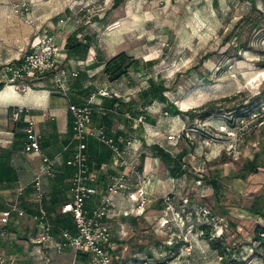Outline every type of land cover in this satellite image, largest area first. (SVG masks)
Segmentation results:
<instances>
[{
  "label": "crops",
  "instance_id": "obj_1",
  "mask_svg": "<svg viewBox=\"0 0 264 264\" xmlns=\"http://www.w3.org/2000/svg\"><path fill=\"white\" fill-rule=\"evenodd\" d=\"M32 1L34 25L27 24L22 17L15 14L18 0H0V68L20 63L25 54L32 50L31 46L37 36L50 35L55 36L62 47L63 51L58 56L60 64L70 72H78L79 76L72 81L67 96L55 89L50 78L34 83L24 92L6 86L0 91V167L5 173V176L0 177V244L10 248L7 251L11 254L10 258L4 255L7 264H85L88 261L86 254L75 255L71 248L65 247L64 253L60 254L55 245L62 241L63 232L76 233L72 215L62 212L63 205L72 199L70 187L74 170L66 162L73 157L76 146L72 129L73 116L70 115L69 107L70 104L80 106L90 101L94 113L89 131L97 134L96 129L102 126L107 134L121 145L133 140L128 158L139 166L146 196L152 200L144 212L138 214L136 200L125 195L114 197L115 206L104 220L105 226L112 232L109 254L113 264L126 256L130 250L129 246L137 244V252H140L147 245L150 232H161V223L165 218L164 199L169 196L171 203L184 214L186 225L182 227L172 224V230L167 233V242L182 245L184 242L180 238L186 235L188 229H197L196 214L202 204L198 203L195 207L196 200L190 198L188 193L192 187L189 177L192 169L188 167L192 163L187 162L191 152L189 153L186 146L178 148L180 142H168L165 132L175 133L181 130L185 123L177 122L180 120L179 116H175L174 121H166L163 115L167 111H164L159 103L161 101L153 99L151 94V103L148 104L140 90H135L138 84L131 80L129 73L117 81L109 79L107 65L116 56L107 54H111L110 49L114 51V48L109 49L105 45L103 51L97 52L93 47L98 38L95 32L90 30L83 33L80 27H77L76 19L70 20L67 16L61 17L66 19H60L64 13H69L66 0ZM61 20L64 22L61 23ZM72 36H76L80 45L73 51L67 48L68 40ZM80 37L85 39H79ZM135 72L140 75L138 71ZM104 89L111 94L110 97L97 95ZM110 105H113L115 110L122 109L125 115L108 110ZM18 108H24L26 112L18 122H14L12 113ZM139 114L146 115L145 125H138L136 121L128 119V116L134 118ZM28 120L34 121L35 129L41 136L40 153H28L25 150ZM87 152L90 168L98 178L99 190L97 195L87 201L86 208L91 214L106 194L108 186L115 181L118 169L113 166L111 150L101 145L95 137L89 138ZM185 152L187 154L183 156L180 168L175 158ZM165 154L172 157L165 160ZM43 156L56 162L54 176L43 177L46 197L44 206L49 213L54 236L51 245L39 242L42 229L32 219L37 211L33 181L36 174L44 168ZM172 170H175L177 175L180 170L185 173L179 177L173 176ZM203 181L206 188L213 191L209 183ZM203 181L199 180L198 183ZM129 183V191L136 192L139 188L138 180H130ZM213 195L214 191L211 196ZM11 205L18 206L25 212V216L20 217L18 213H13L9 223L4 226L1 224L2 214ZM221 212L220 218L226 220L229 210L224 209ZM247 213L263 221L249 209ZM192 235L188 236L191 241ZM251 261L253 264H263L264 257L253 258Z\"/></svg>",
  "mask_w": 264,
  "mask_h": 264
},
{
  "label": "rangeland",
  "instance_id": "obj_2",
  "mask_svg": "<svg viewBox=\"0 0 264 264\" xmlns=\"http://www.w3.org/2000/svg\"><path fill=\"white\" fill-rule=\"evenodd\" d=\"M66 1L69 13L59 18L76 19L83 33L95 32L98 38L93 47L97 52L107 46L114 48L107 56L124 54V67L138 84L135 90H140L148 104L152 84L164 89L166 100L159 103L169 114L163 115L166 121H174L178 109L177 122L185 123L183 128L211 126L216 134L224 122L218 117L221 113L264 100V0L256 1L257 10H253L252 0ZM236 27L240 37L232 35ZM242 42L247 48L241 47ZM192 112L205 117L193 121L188 116ZM217 138V143L206 144L195 135L193 142L188 141L193 145L186 141L178 144L191 152L187 160L192 163L188 165L192 169L189 197L196 200L195 207L198 203L206 206L218 219L222 210H229V217L213 222V226L215 234L221 233L224 245L234 252L233 259H260L264 249L256 250L254 240L264 223L247 210L255 197L264 194V123L253 126L236 150L229 149L230 141ZM255 157L259 158L260 172L242 177ZM209 178L220 180V207L206 183H198ZM170 229L150 232L140 252L137 244L129 246L126 256L116 264H225L229 260L213 251L198 228L192 241L182 245L167 242ZM7 246L1 243L0 252L10 258Z\"/></svg>",
  "mask_w": 264,
  "mask_h": 264
},
{
  "label": "built area",
  "instance_id": "obj_3",
  "mask_svg": "<svg viewBox=\"0 0 264 264\" xmlns=\"http://www.w3.org/2000/svg\"><path fill=\"white\" fill-rule=\"evenodd\" d=\"M18 6L15 14L22 17L27 24L34 25V16L32 15V0H18ZM61 23L64 21L61 20ZM30 52L25 54L22 61L18 64H8L0 68V86L16 88L18 91L24 92L30 89L31 85L38 83L46 78H50L55 89L66 95L69 92L72 81L76 79L78 72H70L60 64L58 56L62 47L57 42L55 36L39 35L36 37ZM101 97H110L111 94L106 90H100L97 93ZM93 96L92 99H94ZM26 112L24 108H18L13 111L12 120L18 122L21 116ZM70 115L73 119V138L76 142L73 157L66 162L69 167L73 168V176L71 179L70 192L72 199L65 203L62 212L71 214L74 220L76 233H62V241L55 245L58 253H61L65 247L71 248L76 252L86 253L88 261L85 264H113V259L109 254L111 249L112 235L107 226L104 224L105 218L110 210L115 206L114 197L117 195L129 196L136 200L137 213L142 214L145 207L152 201L146 196V189L143 185L142 173L139 166L128 158L133 147V140L127 141L124 145L119 144L113 137L107 134L106 130L100 126L96 129L97 134L90 132L89 127L92 124V116L94 108L92 101L85 105L70 104ZM165 116L169 114L164 113ZM128 119L136 121L138 125L146 124V115H140L137 119L128 116ZM264 100L248 114L241 115L236 118L224 120L223 125L216 130V134L211 130V126L183 128L175 133L165 132L168 142L178 143L180 141H191L193 137L199 136L204 138L206 144H215L218 142L217 136H222L226 141H230L229 149L236 150L241 144L243 137L250 133L253 126L264 123ZM27 144L25 147L28 153H40L41 136L35 129V123L28 120L26 128ZM95 137L97 141L110 150L113 154V166L118 169V175L115 181L107 188L106 194L103 196L99 205L90 212L86 208L87 201L99 193L97 183L98 178L91 170L88 156V140ZM44 168L36 174L33 181L35 191V200L37 203V211L32 219L39 224L42 229L39 242L51 245L54 242L52 234V224L49 220V213L44 206L45 193L43 189V177H52L56 171V162L42 157ZM138 180L139 188L136 192L129 191L128 184L130 180ZM201 183V182H200ZM165 218L161 223L162 228H171L172 224H179L184 227L186 225L185 216L178 211L171 203V197L164 199ZM186 209V208H185ZM187 210V209H186ZM13 213H18L20 217L25 216V212L20 210L18 206L11 205L9 209L2 214L1 224L7 225ZM188 213V212H187ZM187 215V214H186ZM199 223L204 222H223L225 219L214 217L210 209L206 206L198 208ZM201 219V220H200ZM210 223V224H211ZM197 230V229H196ZM194 234V227H190L186 235L180 238L184 243H188V236ZM221 233L215 235L214 238H221ZM190 250V249H189ZM254 252V249H251ZM222 259V258H221ZM245 264H253V261L244 260ZM0 264H7L6 258L0 252ZM264 264V263H263Z\"/></svg>",
  "mask_w": 264,
  "mask_h": 264
},
{
  "label": "trees",
  "instance_id": "obj_4",
  "mask_svg": "<svg viewBox=\"0 0 264 264\" xmlns=\"http://www.w3.org/2000/svg\"><path fill=\"white\" fill-rule=\"evenodd\" d=\"M115 1L117 3L118 0H115ZM256 1L257 0H252L251 1V5L253 7V10H257ZM255 27L259 28L260 24L256 23ZM237 31H238V28L236 27L234 29V32L232 33V35L240 37V33L237 32ZM228 39H229L228 41L232 40L230 38V36H229ZM226 43L229 44L230 42H226ZM77 44H78V40L76 39V36H74V37L72 36V38H70L68 40V43H67L68 50H72L73 51L74 49H77L78 47H80V45L79 44L77 45ZM241 47L247 48V44L242 42L241 43ZM87 48H89V46ZM123 57H124V54H121V55L113 58L108 63V65H107L108 69L106 71H107V74L109 75V79L111 81H117V80L121 79L123 76H125L126 74H128L127 67H124V60H122ZM159 87L160 86L156 85L155 83L152 84V98L153 99H158L160 101H165L166 99L163 96L164 89L159 88ZM3 88H4L3 86H0V91ZM256 105H254V103L248 104L246 106L240 105L239 107H237V108H235L233 110H230L229 112L221 113L222 115H219L218 117H221L224 120L225 119L229 120L232 117L236 118V117H239L241 115L248 114L250 111H252L256 107ZM108 107H109L108 110H111L113 112H117L119 115L120 114L121 115H125V113H123L124 111L122 109H118L117 108L115 110L113 108V105H110ZM175 112H176L175 116H179L180 115V112L178 111V109ZM188 115L194 120L197 119L198 116H201L203 118L205 117V115L196 114V112L195 113L192 112V113H190ZM139 116H140V114L137 115L136 117L134 116V118L137 119ZM186 142L189 143V144H192L191 142H188V141H186ZM101 145H103V144H101ZM103 146H105V145H103ZM105 147H107V146H105ZM186 154H187V152H185L183 154H180L179 156H177L175 158V160L177 161V164L180 166V168H182V165H181L182 158ZM164 156L166 157V158H164L165 160H167L168 157H172L169 154H165ZM262 165L264 167V163ZM259 167H260L259 158L255 157L254 160H252L250 162V164L247 165V168H244V170L242 171V173H241L242 177H245L246 174H248V173L249 174H256V173L260 172L259 171ZM183 173H185V172H182L180 170L178 172V175H177L175 173V170H172L173 176L177 175L179 177V176L183 175ZM2 176H5V173H4V170L0 167V177H2ZM206 181L209 183L208 185L211 186V188L213 189V191H214L213 198L215 199L217 206L220 207V191H221L220 181L219 180H215V179H209V180H206ZM249 211L251 213H253L254 215L262 218L263 221H264V195H261L259 198H256L255 200H253V203H252L251 207L249 208ZM210 223L206 221V222L201 224L197 220V228H198V230H201V232L205 235L204 238L209 242L210 247L213 249V251L216 250V251L220 252V257L223 258L224 260L225 259H229L228 261H225V264H245L244 261H239V260L233 259L232 256L234 255V252H232L230 247H227V246L224 245L222 237L221 238H214L215 235H216L215 234V230H214V226H213L214 224L213 223L210 224ZM254 241H255L254 247L256 248V250H258L259 248L262 249V250L264 249V226L259 228L256 231L255 240ZM181 248L182 247L179 246V249H181ZM82 254H86V253H82Z\"/></svg>",
  "mask_w": 264,
  "mask_h": 264
}]
</instances>
